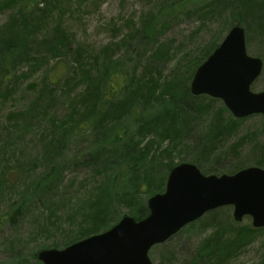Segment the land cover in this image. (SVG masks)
Segmentation results:
<instances>
[{
	"label": "rangeland",
	"instance_id": "rangeland-1",
	"mask_svg": "<svg viewBox=\"0 0 264 264\" xmlns=\"http://www.w3.org/2000/svg\"><path fill=\"white\" fill-rule=\"evenodd\" d=\"M233 25L263 61L251 85L263 91L264 0H0V264H42L41 249L139 220L180 163L206 175L264 167L262 115L235 119L189 90ZM232 211L153 246L151 263L264 264V226Z\"/></svg>",
	"mask_w": 264,
	"mask_h": 264
},
{
	"label": "water",
	"instance_id": "water-1",
	"mask_svg": "<svg viewBox=\"0 0 264 264\" xmlns=\"http://www.w3.org/2000/svg\"><path fill=\"white\" fill-rule=\"evenodd\" d=\"M262 65L246 53L244 29L235 25L196 69L190 92L220 98L235 118L261 113L264 120V90H250ZM230 204L234 220L249 215L254 227L264 226V169L204 176L195 165L181 163L168 173L164 192L148 198L145 219L124 216L110 229L62 250H40L37 258L43 264H151L148 251L154 244L207 211Z\"/></svg>",
	"mask_w": 264,
	"mask_h": 264
},
{
	"label": "trees",
	"instance_id": "trees-1",
	"mask_svg": "<svg viewBox=\"0 0 264 264\" xmlns=\"http://www.w3.org/2000/svg\"><path fill=\"white\" fill-rule=\"evenodd\" d=\"M25 13H26V12H25ZM27 15H31V18L36 17V10H35V11H29V12L27 13ZM0 55H1V58L4 57V52L2 51V53H0ZM114 75H115V69H114V68L110 67L109 69H107V71H106V75H105L103 81L106 82V88L109 89V90H110V87H113L112 84H110V81H112V76H114ZM154 80H155L154 82H156L158 79H154ZM114 89H115V88H114ZM111 90H112V89H111ZM111 90H110V91H111ZM87 95H88V94L82 96L80 102H82V101L85 99V97H86ZM93 95H95V93H94V94H91V96H93ZM199 108H201L202 110H204V109H205V106L202 107L201 105H199ZM76 128H79V125H78ZM91 128H93V125H92V124L88 126V129H91ZM151 129L156 130V127H155V128H151ZM163 132H166V129H163ZM161 134H162V133H161ZM163 136L166 137L167 135H166V134H163ZM260 158H261V157H260ZM6 175H7V173L3 172V178H4V179H6ZM139 212H140V211H139ZM98 213H99L98 211H94V212L92 213L91 216L93 217V219H92V220H93V221H92L93 223H96V219H97V217L100 216V214L98 215ZM146 213H147V211L144 210L143 212H141V213L138 215V218L140 219V218H142L143 216L145 217ZM147 214H148V213H147Z\"/></svg>",
	"mask_w": 264,
	"mask_h": 264
},
{
	"label": "bare ground",
	"instance_id": "bare-ground-1",
	"mask_svg": "<svg viewBox=\"0 0 264 264\" xmlns=\"http://www.w3.org/2000/svg\"><path fill=\"white\" fill-rule=\"evenodd\" d=\"M243 28V27H242ZM244 29V28H243ZM244 36H245V30H244ZM192 79H193V77H192ZM191 79V80H192ZM191 80H190V82H191ZM191 95L192 96H194L195 98H199V97H203L202 95H194V94H192L191 93ZM155 105L156 104H146L145 105V108H146V110L148 111V112H146L145 113V115H144V119H148V118H150L151 116H153V114H151V112H152V110H154V108H155ZM247 116H244V117H242V119H244V118H246ZM197 167V166H196ZM252 167H258V168H261V169H264V167H262V166H252ZM198 168V167H197ZM200 171V170H199ZM201 172V171H200ZM202 173V172H201ZM203 174V173H202ZM204 176H210V175H212V174H210V175H206V174H203ZM207 213V212H206ZM205 213V214H206ZM143 219H145V218H142V219H140L139 221H141V220H143ZM188 224H185L184 226H182L175 234H177V233H179L180 231H182L186 226H187ZM174 234V235H175ZM51 249H54V248H51ZM41 250H43V249H41ZM46 250H50V249H46ZM58 250V249H57ZM40 251V250H39ZM38 251V252H39ZM213 252H215V251H213ZM218 255H217V253H216V257H217Z\"/></svg>",
	"mask_w": 264,
	"mask_h": 264
}]
</instances>
